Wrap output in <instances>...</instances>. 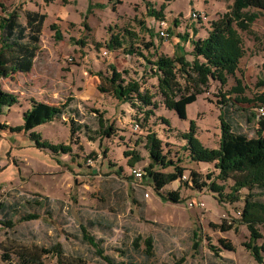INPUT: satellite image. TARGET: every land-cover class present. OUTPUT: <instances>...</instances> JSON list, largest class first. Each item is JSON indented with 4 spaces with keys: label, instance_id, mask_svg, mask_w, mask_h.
<instances>
[{
    "label": "rangeland",
    "instance_id": "1",
    "mask_svg": "<svg viewBox=\"0 0 264 264\" xmlns=\"http://www.w3.org/2000/svg\"><path fill=\"white\" fill-rule=\"evenodd\" d=\"M233 4L234 0H0V17L16 12L25 23L28 11L47 16L32 70L0 80L3 89L19 98L18 104L0 116V125L7 126H0V264H106L84 240L83 228L117 260L258 264L246 246L251 233L241 219L246 189L232 202L209 185L198 188L177 180L161 193L178 191L181 201L165 200L149 182L133 175V157L128 154L142 157L134 167L143 171L150 161L145 137L156 133L167 155L175 161L182 159L178 163L186 168L184 181L195 171L200 182L215 181L224 187V195L231 193L233 179H219L212 163L188 159L182 135L193 121L201 142L217 147L219 117L224 110L235 131L255 136L252 113H261L258 98L264 95L259 84L264 80V11L250 8L242 12L243 19L259 13L246 29L233 24L244 50L236 74L228 76L225 85L211 79L201 93L188 94L184 119L167 107L149 61L182 50L192 60L191 40L206 38L212 22L231 17ZM148 9L162 16L151 17ZM111 40L120 45L113 43L111 49ZM111 65L124 80L139 81L142 93L153 104L121 103L111 92L100 90L109 88L106 77L111 75ZM238 82L243 90L240 94L232 92ZM223 94L241 102L226 108ZM31 99L64 107L61 117L34 131L41 141L70 146V153L39 148L29 132L9 129L23 123ZM146 111L152 112L147 115ZM109 126L107 135L104 131ZM191 201L205 205L190 207ZM35 213L38 219L24 220ZM221 225L232 228L224 231ZM256 228L261 235L256 244L261 246L264 223ZM136 238L138 248L133 247ZM147 239L153 242L149 254ZM220 239L232 249L223 247ZM45 249L55 250L44 254ZM57 250L62 252L60 260Z\"/></svg>",
    "mask_w": 264,
    "mask_h": 264
},
{
    "label": "trees",
    "instance_id": "2",
    "mask_svg": "<svg viewBox=\"0 0 264 264\" xmlns=\"http://www.w3.org/2000/svg\"><path fill=\"white\" fill-rule=\"evenodd\" d=\"M164 6H162V9ZM250 8L264 11V0H234L232 6V16H224V18L212 22V30L204 39H192L193 46L191 55L192 60H188L185 51H179L174 56L161 54L151 64V73L157 77L159 88L165 97L166 105L169 109L175 110L180 118L186 116V105L188 104L187 95L192 96L201 93V88L207 86L211 79L219 81L225 85L228 76L236 74L239 67L240 59L243 57L244 50L242 42L234 30L233 24L246 29L249 22H253L258 18L259 13L253 12L248 19H243L242 12ZM151 17L159 18L160 13L155 9H148ZM46 15L36 11L26 12V22L22 23L18 19L16 12L5 13L0 17V80L14 78L18 73L30 72L34 65V59L40 43V36ZM163 21V20H162ZM195 32L197 30L195 29ZM60 33V31H58ZM187 36H183V41H187ZM108 46L113 49V43H120L111 40ZM153 46V43H149ZM181 47H178V49ZM183 79L186 85L181 83ZM108 89L100 90L111 92L119 102H130L136 105L134 101L148 106L152 105L151 98L142 93L139 81H126L122 77V73L117 71L111 65V75L106 77ZM260 86L264 87V80L260 81ZM189 87L192 89H189ZM199 88V89H198ZM234 93H243L240 82L236 87L232 88ZM223 94V101L226 108H235V104L241 102L238 98L231 99ZM191 97V96H190ZM176 98H180L178 101ZM234 100V101H233ZM261 103L260 107H264V95L258 98ZM19 98L16 94L2 88L0 81V116L4 114L6 109H10L18 104ZM152 111H146L149 115ZM64 114V107L54 105L44 101L35 99L30 100V107L23 113V123L20 126L9 127L13 132H29L30 136L36 141L39 148H47L54 153H70V146L63 143L54 144L41 141L39 133L34 130L36 127L53 121ZM261 114V113H260ZM252 113L255 122V136L235 131L232 124L225 119L224 110L220 113V140L217 147H206L196 135V125L192 121L189 130L182 137L186 141L184 150L187 152L188 159L196 163H212L218 171V178L221 180L233 179L231 193L224 195V187L219 186L212 181L210 184L200 182V177L195 171H191L188 180L184 181L183 176L185 167L179 165V161H175L164 151V142L156 133H149L145 137V148L150 158L147 166L143 168L142 178L149 182L153 189L165 200L172 202H180L181 198L178 191H171L166 196L161 193L168 184L180 180L182 182L193 183L198 188L210 186V189L219 193L220 197H226L229 201L239 199L238 193L242 189L248 191L245 197V205L241 211V219L248 225L251 240L246 244L253 258L258 264H263L264 259L262 251L264 244L259 246L256 240L261 236L258 233L256 225L264 223V114ZM7 127L6 125H0ZM112 127L105 129L104 133L109 135ZM133 159L130 161L131 167L135 168L137 162L143 160L142 157L135 152L128 153ZM137 168V167H136ZM172 168L170 171H164ZM141 178V179H142ZM208 179H212L211 175H207ZM38 214H29L24 220L38 219ZM222 230L227 231L231 225H221ZM83 238L93 247L98 257L106 264H137L131 260H117L115 257L108 255L100 241L91 235L85 228L82 229ZM147 254L153 249L152 239L145 241ZM220 243L227 249H232L224 239H220ZM139 239L133 241V247H139ZM56 249V248H55ZM55 249H45L44 254L54 252ZM121 253V251H119ZM56 253L62 257V252L57 250ZM123 256V252L121 253ZM37 264H43L41 261Z\"/></svg>",
    "mask_w": 264,
    "mask_h": 264
},
{
    "label": "built area",
    "instance_id": "3",
    "mask_svg": "<svg viewBox=\"0 0 264 264\" xmlns=\"http://www.w3.org/2000/svg\"><path fill=\"white\" fill-rule=\"evenodd\" d=\"M163 21H164V20H163ZM164 23H165V22H162L163 25H164ZM164 33H165V29H164V27H161V34L164 35ZM103 53H104V54H107V51H104ZM259 110H260L261 114H264V107H260ZM136 127H137V128L140 127L139 124H136ZM132 173H133V175H134L136 178H139V179H141L142 176H143V171H142L140 168H136V167L133 168V169H132ZM185 178L187 179L186 176H183V179H185ZM146 196H149V193H146ZM197 204H199V205H201V206H204V205H205L203 202H201V203H197V202H195V201H191V202L189 203L190 207H193V206H195V205H197Z\"/></svg>",
    "mask_w": 264,
    "mask_h": 264
}]
</instances>
